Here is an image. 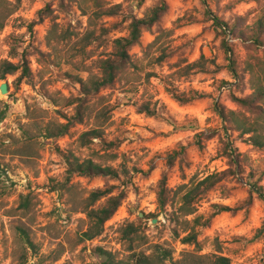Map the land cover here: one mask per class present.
I'll return each mask as SVG.
<instances>
[{"label": "rangeland", "instance_id": "rangeland-1", "mask_svg": "<svg viewBox=\"0 0 264 264\" xmlns=\"http://www.w3.org/2000/svg\"><path fill=\"white\" fill-rule=\"evenodd\" d=\"M137 1L96 0L104 8H120L117 14L93 17L90 28L88 12L95 10L93 0L85 4L80 0H21L4 21L0 75L3 61L18 63L19 57L14 55L22 53L31 75L19 78L16 72L0 77V84L8 85L7 93L0 95V264H105L98 248L125 264L131 246L123 233L128 223L134 224L138 234L132 247L151 255L158 264H175L187 252L221 254L229 257L231 264H264V232L253 238L264 220V204L255 195L246 202L249 167L255 173V167L264 168V151L253 149L238 139L237 133L232 136L234 145L249 156L241 180H223L198 201L196 213L187 220L208 216L214 203L230 208L245 204L217 214L208 227H198L200 249L181 242L189 224L170 220L172 208L159 211L156 201L163 172H167V186L173 191L194 175L204 177L227 168L220 142L223 133L201 138V149L194 144V135L223 126L216 103L239 110L230 96L250 93L243 62L249 51L264 57V46L255 50L245 38L226 37L243 77L235 86L221 46L223 34L206 9L245 29L264 12V0H164L166 12L150 30L142 31L139 43L129 50L133 65L112 85L85 99L83 119L75 122L67 135L46 138L43 134L45 127L56 129L75 115L72 102L80 97L76 77L85 80L99 75L98 61L110 56L114 39L128 34L131 17H142L161 0H144L139 7ZM47 7L50 12L39 20ZM7 9L8 5L4 11ZM156 35L160 36L157 46L147 49ZM161 51L167 57L156 63ZM201 56L204 67L186 68ZM193 95L196 98L185 103L176 98ZM97 126L101 138L81 145L79 135ZM180 145L187 147L185 160L169 168L167 155ZM69 152L114 167L119 180L73 176L68 186H63L66 164L62 154ZM261 183L264 185V178ZM109 186L115 187L114 193L125 189V199L105 222L99 237L81 241L88 226L80 211L82 200L94 189ZM22 196L27 197V208L21 205ZM24 232L32 246L25 241ZM165 252H170V258L164 259Z\"/></svg>", "mask_w": 264, "mask_h": 264}, {"label": "trees", "instance_id": "trees-1", "mask_svg": "<svg viewBox=\"0 0 264 264\" xmlns=\"http://www.w3.org/2000/svg\"><path fill=\"white\" fill-rule=\"evenodd\" d=\"M95 10L88 12V26L93 25L94 19L103 15L117 14V9L120 5H112L104 8L102 5H98L96 0ZM82 4L88 2V0H80ZM144 0H138L137 6H141ZM21 0H0V30L4 27V21L18 9ZM9 6L7 11H4L6 6ZM83 11L86 10L81 6ZM167 4L164 0L160 1V5H155L150 8L142 17L132 16L129 24V32L124 37H118L113 41V51L107 58L100 59L98 61L99 75L89 76L85 80L81 77H76V83L80 88V97L77 98L74 103L75 115L72 119H67L65 123H59L56 129L44 128L43 134L46 138L62 137L68 134L70 128L75 122L79 123L83 119L82 108L83 102L87 97L95 95L102 88L110 86L114 83L115 79L124 72L128 67H131V57L129 50L139 43V39L143 30H150L155 25L160 17L166 12ZM50 12L49 7L44 12L39 14V20L42 19L43 14ZM206 13L211 15V21L213 25L223 34L221 46L225 52V58L228 62V68L234 79L236 80L235 86H239L242 82V72H239L237 65V58L234 53V49L231 43L226 41V37L231 35L234 38H245L250 41L253 49H259L264 46L262 35L264 32V12L256 17L254 23L251 26L242 29L238 25L229 24L216 15H212L209 10L206 9ZM93 17H95L93 19ZM88 35L93 34L89 31ZM239 28V29H238ZM29 31H32V25L29 27ZM240 32L238 35L237 33ZM248 35L245 36V33ZM160 36L156 35L152 42L147 45V49H152L157 46ZM159 50V49H158ZM252 51L247 53L243 64L244 73L248 76V83L250 93L245 96H236L232 94L230 99L239 107V110L225 109L224 106L216 103L215 111L220 116L223 126L219 130H214L211 133L198 132L195 133L194 144L201 149L202 139L210 138L216 133H223L224 138L220 137L222 143V155L227 160V168L219 171L207 174L204 177H198L194 175L188 182L182 183L173 191L167 186V172L161 174V178L157 183L156 201L159 211H164L167 206L172 208V212L168 215L173 222H185L189 224V228H185V234L181 237V242L186 245H193L196 249H200V243L197 239L198 227H208L211 220L221 212L234 211L241 208L243 205H239L236 208H230L226 205L214 203L211 205V212L208 216L195 215L191 220H187L188 216H192L196 213V204L198 201L211 189L216 187L219 183L227 178H236L241 180L240 176L244 172V165L248 163L249 156L247 153H241L234 145V139H232L233 133H237L236 137L243 140L246 144L253 149L264 151V57L251 54ZM19 57L18 63H14L8 60L2 62V72L0 77L3 79L6 75H11L19 72V78H28L31 75L30 68L25 58V53L22 55H14V58ZM167 57L165 51H161L156 57V63H162ZM204 61V57L201 56L197 61L187 64L186 68H201L204 67L201 61ZM197 94V93H196ZM198 95V94H197ZM197 95H193L187 99H179L180 102L185 103L194 98ZM100 127L97 126L93 129L82 132L79 135L78 140L81 141V145H87V142H91L94 138H101ZM187 147L180 145L178 150H174L167 155L166 164L170 168L176 161L180 164L184 162L186 156ZM65 159V181L63 186H68L73 176H82L86 178H93L97 176L110 177L115 180H119L120 175L117 169L109 165H103L102 163L94 160L93 158L81 159L74 155L72 152L62 154ZM256 173L259 175L255 177V172L249 167L248 180L246 181L248 189V197L246 202L250 203L253 195H255L264 204V185L261 183L264 178V168L257 169ZM115 187L109 186L106 189L97 188L90 192V194L82 200L80 211L85 214L88 226L86 230L81 233V241H91L99 237L103 231V226L116 212L122 201L126 197L125 189L116 188L118 191L114 193ZM21 205L23 208H27V197H21ZM105 198L104 202L98 203L101 199ZM27 201V204L25 203ZM191 224V225H190ZM126 228L123 229L124 239L130 243V254L128 255V261L125 264H158L151 260V255H146L144 252L136 251L134 243L138 238L137 231H134V224L128 223ZM264 232V220L261 226L257 229L253 238H258ZM25 234V241L32 246V242ZM101 255L105 256V264H121L111 257L110 253L103 251L101 248L96 249ZM170 252L164 253V259L170 258ZM163 262V260H161ZM175 264H231L229 257L221 254H194L187 252L183 255L182 259Z\"/></svg>", "mask_w": 264, "mask_h": 264}, {"label": "water", "instance_id": "water-1", "mask_svg": "<svg viewBox=\"0 0 264 264\" xmlns=\"http://www.w3.org/2000/svg\"><path fill=\"white\" fill-rule=\"evenodd\" d=\"M7 91H8L7 83L0 84V95H3L4 93H7ZM154 222H155V220H153V223Z\"/></svg>", "mask_w": 264, "mask_h": 264}]
</instances>
